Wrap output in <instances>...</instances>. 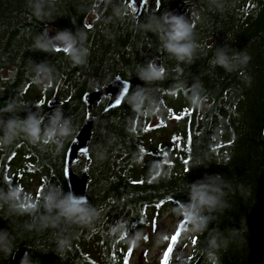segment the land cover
<instances>
[{"label": "trees", "instance_id": "obj_1", "mask_svg": "<svg viewBox=\"0 0 264 264\" xmlns=\"http://www.w3.org/2000/svg\"><path fill=\"white\" fill-rule=\"evenodd\" d=\"M37 2L43 6L40 17L33 9ZM131 9L129 0H0V110L16 106L14 112L0 111V120L24 119L32 112L47 124L60 108L71 121L63 147L30 142L23 133L11 143L0 140V233L8 234L11 249L10 254L0 251V261L11 260L21 246L29 264L95 261L90 237L74 222L42 218L41 191L62 186L67 195L66 151L90 115L83 95L122 76L131 82L129 93L110 111H105L106 98L94 105L92 160L82 156L75 165L78 173L88 171V204L97 213L91 223L81 222L89 228L94 222L127 223V236L118 231L105 237L96 245L97 254L109 256L110 264H125L124 246L134 231L151 227L165 208L179 216L177 203L189 201V186L218 175L222 202L215 211L205 210L210 219L192 238L195 252L187 264L197 257L203 264H246V220L264 170V0H148L139 19ZM165 13L195 23L197 47L190 63L169 55L160 35L146 27ZM47 29L71 32L77 46L87 49L86 62L74 65L63 51L35 47ZM219 51L230 58L242 54L233 59L234 71L212 65ZM244 56L250 59L245 62ZM152 59L165 67V78L146 83L137 70ZM37 64L52 70L46 88L32 83ZM141 89L146 99L133 111L131 97ZM193 91H199L202 103L192 104ZM10 187L18 188L17 201L6 203ZM9 203L38 204V210L17 212ZM182 222L180 217L165 237L155 264H164L171 244L170 264L176 240L191 226L180 229Z\"/></svg>", "mask_w": 264, "mask_h": 264}, {"label": "clouds", "instance_id": "obj_2", "mask_svg": "<svg viewBox=\"0 0 264 264\" xmlns=\"http://www.w3.org/2000/svg\"><path fill=\"white\" fill-rule=\"evenodd\" d=\"M34 13L40 17L43 15V6L37 2L33 5ZM90 27V25H86ZM150 30L160 35L163 42L164 50L173 56L179 63L191 62L194 50L197 47L193 33L195 23L190 22L183 15H173L165 13L160 18L150 20L146 25ZM35 47L43 51L60 52L63 51L73 62L78 65L86 62V56L89 55L87 49L77 46L76 37L69 31H60L53 37H48L43 34L38 37L35 42ZM242 54H236L234 58H230L223 51L216 54L214 60L211 61L213 66H219L226 72L234 71L236 66L233 59L240 58ZM249 56H244L243 60L247 62ZM179 63L177 66H179ZM51 68L46 64H37L36 73L33 77L32 83L37 86L47 87L45 83L46 78L51 76ZM166 69L163 65L156 63L155 59L149 60L145 65L137 70L138 77L146 83L163 80L165 78ZM127 86L122 90L124 95L130 91V82H125ZM199 85H192L195 90ZM146 97L141 89L135 92L131 97V106L133 111H137L143 107ZM122 102V101H121ZM192 104L202 103V98L199 91H193L191 98ZM39 104L37 108H39ZM16 110L15 103H9L0 111L14 112ZM71 121L62 115L60 108L54 110V113L48 119V123H44V117H38L36 113L29 112L24 119L13 116L7 121L0 120V127L3 128L4 135L0 140L11 143L15 137L21 133L30 141L44 144H56L63 147L61 138L71 135ZM84 151H87L86 149ZM186 172L189 169L186 168ZM209 182L197 181L189 186V201L187 203L178 202L177 211L179 216L183 218L180 229L184 224L192 226V230L206 228L210 219L209 215H205V210L210 212L215 211L217 206L222 202L221 197L224 195L223 190L216 185V180L220 177H206ZM17 187H10L7 194L3 196L5 202L17 201ZM43 198L44 213L42 218L50 223L56 220L72 221L78 223L81 221L91 223L92 218L97 215L96 210L88 204L87 196H76L72 191L67 195H63L62 186H53L45 194L41 191ZM9 207L14 211L29 213V210H38V204L32 203H9ZM49 224L46 223L45 227ZM180 229L177 232H180ZM113 234L120 231L122 236H127V223L125 221H118L111 229ZM141 238L139 233L133 238L130 245V251L136 246V240ZM147 240V237H142ZM8 234L0 233V251L6 254L11 253V249L7 246ZM196 241V239H194ZM171 249V246L169 247ZM190 259V257H189ZM169 252H165L164 264H168ZM20 264H29L28 253L25 252Z\"/></svg>", "mask_w": 264, "mask_h": 264}, {"label": "water", "instance_id": "obj_3", "mask_svg": "<svg viewBox=\"0 0 264 264\" xmlns=\"http://www.w3.org/2000/svg\"><path fill=\"white\" fill-rule=\"evenodd\" d=\"M131 3L133 4V0H131ZM145 3L146 0H135L133 10L136 19L141 16ZM46 34L48 37H53L57 34V32L54 30H46ZM125 82L130 81L122 76H116L107 84L97 86L85 92L83 97L87 103L88 111L92 113L93 105L95 103H100L104 97H107L105 111H110L120 107L126 97V95L122 92ZM118 96L122 102L118 106H113L115 104V99ZM96 120L97 114H92L91 116L85 118L77 135L75 136V139L70 143L66 151L63 169L68 193L69 191H72L76 196L85 195L87 196V199L89 195L90 176L86 170H84L81 174L75 172L74 165L79 161L80 155L86 156L87 161L91 162L90 147ZM85 149L87 151H84ZM246 236L248 240V257L246 264H264V170L257 182L255 203L247 216ZM25 252V246H21L14 252L10 261H1L0 264H20ZM202 261V257H199L194 264H202Z\"/></svg>", "mask_w": 264, "mask_h": 264}, {"label": "rangeland", "instance_id": "obj_4", "mask_svg": "<svg viewBox=\"0 0 264 264\" xmlns=\"http://www.w3.org/2000/svg\"><path fill=\"white\" fill-rule=\"evenodd\" d=\"M152 2V0H150ZM28 190L33 191L34 185L29 186ZM179 216H174L170 208H165L160 213V216L148 227L141 231H134L133 235L127 239L124 246L127 251V264H155L158 262L162 252L165 237L171 235L177 228ZM76 228L81 229L84 235H88L92 241L93 257L95 261L90 264H110V257L102 258L101 253L97 254L96 245L102 242L105 237L112 236V226L97 225L94 222L89 228L83 222L74 223ZM200 229L192 230V226L183 234L182 237L176 240L174 251L171 255L170 264H187L189 257L194 255V246L192 238L199 233ZM139 233L141 238L136 240V246L129 253L130 245L136 234ZM146 233L147 241H143L142 235ZM120 234V232H118ZM96 254V257H95Z\"/></svg>", "mask_w": 264, "mask_h": 264}, {"label": "snow or ice", "instance_id": "obj_5", "mask_svg": "<svg viewBox=\"0 0 264 264\" xmlns=\"http://www.w3.org/2000/svg\"><path fill=\"white\" fill-rule=\"evenodd\" d=\"M135 3V0H133V4ZM136 8V7H135ZM137 9V8H136ZM127 86L124 84L123 85V89H125ZM121 103V100H120V98H119V96L115 99V104L113 105V106H118L119 104ZM143 151V150H142ZM185 163H187V161H185ZM178 235H179V233L178 232H176L174 235H173V237L171 238V241H172V243H175V240L178 238ZM194 243H195V240L193 241ZM170 246H171V249H167V251L166 252H169V254L171 253V251H172V245L170 244ZM131 251L129 250V253H130ZM125 264H127V260H125Z\"/></svg>", "mask_w": 264, "mask_h": 264}, {"label": "bare ground", "instance_id": "obj_6", "mask_svg": "<svg viewBox=\"0 0 264 264\" xmlns=\"http://www.w3.org/2000/svg\"><path fill=\"white\" fill-rule=\"evenodd\" d=\"M129 2H130V4H131V10H132V12L134 13V10H133V4L131 3V0H129ZM147 2H148V0H146V3H145V6H146V4H147ZM145 6H144V8H145ZM144 8H143V10H144ZM142 13H143V11H142ZM134 15H135V13H134ZM136 18V17H135ZM140 18V17H139ZM138 18V19H139ZM127 96V95H126ZM264 136V135H263Z\"/></svg>", "mask_w": 264, "mask_h": 264}]
</instances>
